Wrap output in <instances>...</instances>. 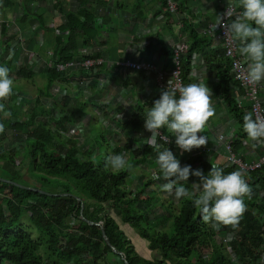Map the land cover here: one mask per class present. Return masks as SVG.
I'll return each instance as SVG.
<instances>
[{"label":"trees","instance_id":"16d2710c","mask_svg":"<svg viewBox=\"0 0 264 264\" xmlns=\"http://www.w3.org/2000/svg\"><path fill=\"white\" fill-rule=\"evenodd\" d=\"M65 16L68 22L62 25V29L70 27L79 31L83 24L93 21L89 17L83 18V21L79 16L72 18L67 12ZM182 29L186 33L183 38L184 52L180 55L184 79L191 55L201 54L208 69L215 72L212 98L222 100L227 105L229 115L243 123L244 115L229 93L230 85L235 83L229 72L228 60L210 49V38L199 34L189 22L184 23ZM70 34L57 36L52 42L53 51L60 60L72 57L70 50L76 48L75 35ZM170 57L171 50L169 61ZM3 61L0 59V66L5 64ZM12 61L13 58L6 65L15 70L17 67ZM24 68L20 67L18 71L22 73ZM48 72H53V76L48 77L49 87L57 73L58 76L62 73ZM146 113L138 107L128 119L117 122L119 131L114 133L142 131ZM17 118L7 120V123L10 121L25 126L27 135L23 140V149L26 148V151L17 153L16 146L5 151L0 144V179L25 188L0 181V264H124L121 256L104 243L101 227L110 245L123 254L128 264H253L259 259L264 201L259 199L258 193L264 191V170L246 175L252 188V197L245 198L247 210L238 229L224 226L219 229L227 232L233 230L235 233L231 244L238 258L234 260L227 254L226 246L219 241L217 230L202 222L191 200L178 199L175 207L170 201L167 204L162 200L159 193L163 192L161 185L166 182L163 179H153L147 172H140L134 175L132 182L127 183L128 170L114 173L105 167L110 154L103 157L99 155L95 159V156L80 151L75 142H71L65 150L67 144L60 139L58 132L51 130L45 123L37 122L34 114L26 120ZM107 135L105 144H113L116 137L110 138L109 132ZM123 137H127L126 142L122 146H113L112 154L129 152L128 160L142 167L153 165L156 175H159L155 163L157 153L147 144L132 150L135 139L127 134ZM158 142L162 148H175L173 144ZM15 157L20 158L21 166L29 165L31 178L39 180L44 187L19 181L22 178L21 167L15 164ZM206 157L207 154L201 151L185 156L181 166L190 165L193 171L200 169L205 175L212 165L222 167L211 157ZM3 164L11 165V170L4 169ZM223 169L225 174L236 171L233 167ZM55 183L58 187H55ZM194 183H199V177L190 175L184 186L190 192H195ZM54 187L57 189H49ZM79 203L82 218L98 225L87 224L79 218ZM155 209L165 210L169 216L165 217L162 212V215L157 214ZM23 215L38 233L37 237L33 238L22 227L20 221ZM121 226H127L129 231H134L137 237L144 240L148 256L142 255L145 251L140 253L136 243Z\"/></svg>","mask_w":264,"mask_h":264},{"label":"crops","instance_id":"0c3cea01","mask_svg":"<svg viewBox=\"0 0 264 264\" xmlns=\"http://www.w3.org/2000/svg\"><path fill=\"white\" fill-rule=\"evenodd\" d=\"M173 1L176 7L174 14H170L166 10L164 0H0V59L8 61L13 58L14 62L12 61V63L17 67L12 70L6 65L11 70L10 75L14 80V94L17 93L15 97L21 98V101H24V98L27 97L28 100L43 102L44 105L41 112L45 111V113H41L42 118H39V120L37 119L35 108L30 115L24 119L20 118V120H26L34 114L37 122L48 125L52 121L56 125H61L66 120L71 121V116L74 113H79L85 119L84 123L89 124L88 136L83 137L85 143L82 144V146L84 145L82 147L80 146L79 138L76 137L77 135H71L76 134L72 129L69 138L73 141L70 140V143L75 142L78 149L84 154H89V156L96 155L90 144V141H93L96 129L101 133L104 143L108 141L106 138L109 136L107 135L108 132L111 135L110 138L113 137L115 139L116 137L112 146H115V143L119 142L121 138L126 139L127 137H123L126 134L130 136L132 132H119L118 135L114 133V131H119L116 128L119 120L114 116L116 112H112L111 109L119 112L122 108L121 112H124L129 106L130 114L128 116H130L139 107L145 114L154 105V101L160 98L162 91L160 92L156 89L152 74L148 76V74L128 69L125 77L122 78L119 69L114 64V61L119 58L120 50L124 49L125 52L131 50L133 56L135 54L138 60L152 62L157 70L164 71L169 65V51L175 43L185 38L186 33L182 29L183 24L189 22L197 32L198 29L213 24L215 15H218L223 2L227 0ZM236 4H238V0H236ZM67 10L73 12L69 13ZM66 12L72 18L79 16L83 21V18L89 17L88 19L92 18L91 20L93 21L83 24L82 30L79 31L70 27L62 29V25L68 22L65 16ZM178 19H180V23ZM56 28L60 31L68 30V34L60 32L54 35L53 32ZM70 33H73L75 40H77L75 50H70L71 54H73L74 50V55L78 56L105 55L112 63V67L94 69L91 72L92 81L84 89L71 86L62 74L58 76L57 71L54 69L46 68L44 65L42 66V63L36 67L34 64L37 60L41 62L47 58L45 54L46 48L52 47L51 42L57 36L72 35ZM210 49H214L215 52L222 55L219 44L214 42L213 39L211 40ZM35 59L36 61H34ZM20 67H25L22 73L18 71ZM186 70H188L187 84L204 83L213 92V86L216 83L215 72L212 69H208L205 61L202 60L201 54L191 55ZM48 71L57 73L56 78L49 87L48 77L53 76V72ZM35 76L38 78V85L35 86L36 92L32 97L34 99H32L30 94L24 93L23 90H18L16 84L27 83L31 86L32 92H34V86L30 85V81ZM112 92L115 95L110 99L109 93L111 94ZM229 93L236 100L238 108L243 115L248 113V102L236 84L230 85ZM50 96L53 97L52 102H59V100L65 99L72 105L68 106V110L65 108L54 109L50 113L49 109L52 107V105L48 104V102H51L49 100ZM211 100L215 108V116L210 119L205 132L200 133V135H206L209 138L210 134L212 135V133L221 130L239 155L246 159H253L258 156L262 149L252 147V142L248 140L246 133L243 131V123L238 121L237 117L229 115L227 105L222 100L212 97ZM13 101H16V98ZM98 101H102L106 106L99 105L101 102ZM116 102H121L122 104ZM90 106L107 111L102 112L95 109L97 114H101L104 117L101 118L102 121L94 119ZM3 118L1 114L0 123L7 124V120ZM109 118H111L109 123L115 124L114 130L111 127H107L106 122H103V119ZM10 119L12 118L8 120ZM19 126L21 129L25 128V126ZM28 128L32 129L31 126ZM77 131H80V129H77ZM165 131L167 133L166 128L161 129V133ZM7 133L8 131L5 128V131L0 134V139L9 140ZM113 133L114 135H112ZM59 136L61 135L59 134ZM150 136L151 133L145 128L131 135L133 139L140 137H146L147 139ZM172 137L175 139L174 136ZM124 141L126 142V140ZM0 144H2L5 151L13 147L11 145L9 149H6L1 141ZM122 144L124 143L119 144V146H122ZM176 147L180 151L182 158L189 154V152L182 153V150L177 145ZM64 148L66 150L67 146ZM112 148L111 152L107 154L112 153ZM131 149L133 150V146ZM225 153L222 144H218L207 158L211 157L214 162L221 164L225 159ZM128 154L130 157L129 152ZM14 162L17 163L16 157ZM3 165V168L7 169V171L9 170L7 166L11 167V165ZM19 165L21 167V164ZM141 251H145L142 255H149V252L145 250L144 243H142Z\"/></svg>","mask_w":264,"mask_h":264},{"label":"clouds","instance_id":"9594fccd","mask_svg":"<svg viewBox=\"0 0 264 264\" xmlns=\"http://www.w3.org/2000/svg\"><path fill=\"white\" fill-rule=\"evenodd\" d=\"M240 11H236L231 0L226 12L215 15L211 30L216 32L223 27L225 43L235 45L238 54L246 61L242 69L245 81L258 86L264 84V0H238ZM226 21V22H225ZM11 70L0 66V114L4 118L11 115L6 110L3 101L14 94V80ZM213 93L204 83H189L187 85H172L168 82L166 90H162L159 99L149 108L144 127L151 133L145 139L146 144L156 153V165L159 175L153 179L166 181L161 185V191L177 199L187 198L201 215V220L214 230L221 226L238 229L241 219L247 210L245 198L251 199L252 188L242 170L225 174L222 167L211 166L207 175L202 170L193 171L190 165L181 166L180 160L169 148H162L170 142V135L175 137L176 145L183 152H191L206 146L208 137L204 133L211 118L215 116L212 105ZM167 129L168 134H162L161 129ZM5 131L0 123V134ZM243 131L246 133L252 147L264 146V116L246 113L243 116ZM170 134V135H169ZM139 145H136L138 147ZM114 173L132 169L125 155H109L105 164ZM190 175L199 177L195 192H190L184 182Z\"/></svg>","mask_w":264,"mask_h":264},{"label":"built area","instance_id":"2783aa9c","mask_svg":"<svg viewBox=\"0 0 264 264\" xmlns=\"http://www.w3.org/2000/svg\"><path fill=\"white\" fill-rule=\"evenodd\" d=\"M228 2L229 0H227L226 2H223L222 8L220 12L218 13V15L226 12L228 8ZM231 3L233 4L234 7H236V11L241 10L237 6L238 4H236V0H231ZM164 4H165L166 10L170 14H174L176 10L174 1L164 0ZM68 12L71 13L73 11H68ZM178 22L180 23V19H178ZM212 25L213 24H209L206 27H202L198 29V32L206 36L207 38H210V39L212 38L214 42L219 44V47L222 50V55L228 60L229 72L231 73L232 80L237 85V87L242 91L243 96L248 102V113H252L254 117L255 115L264 116V84L254 87L245 81L244 76L242 74V69L246 67L245 59L238 54L235 45H232V46L226 45L225 43L226 37H225V32H224L223 27H218L216 29V32H213L211 30ZM60 32L61 33L63 32V34H68V30L60 31L58 28L54 30L53 34L55 35ZM184 43L185 42L183 40L179 41L174 44L173 48H171V57H170L169 65H168V68L164 71L157 70L156 66H154V63L152 62L138 60L135 54L133 56V52H131V50L129 52H125L124 49L120 50L119 58L114 61V64L117 67V69H119L122 78L125 77V74L128 69L134 70L136 72H142L144 74H148V76H151L152 74L154 82H155V87L159 91L167 89L169 80H171L172 85H176L177 83H179L182 86L187 85L186 79H184L183 77L181 59H180V55L184 52V47H185ZM74 50H73L72 57H70L67 60H60L53 53V48L48 47L46 48V51H45L47 58L45 59L46 61L44 60V66L46 68H52L55 71L62 73V76L68 81V84H70L71 86L84 89L88 87V85L92 81L91 72H93L94 69H97L99 67H101L102 69L103 67H110V66L112 67V63L110 59L107 58L105 55L78 56V55H74ZM109 95L111 99L113 98L115 93L112 92L111 94L109 93ZM98 102H101L99 103V105L106 106L105 103H103L102 101H98ZM116 103L122 104L121 102H116ZM96 109L101 110V108H96ZM127 109L128 108H126V110ZM101 111L104 112L105 110H101ZM129 114L130 112H128L127 114L125 111L116 112L114 116L117 118V120L122 122L125 119H128ZM108 122H111V118L108 119ZM162 134H168V133H162ZM127 135L129 136V134ZM135 142H136V139L134 143ZM138 143L137 145L139 146L136 147V145H133V149L144 146V144H142L141 141H139ZM162 144L163 145L173 144L175 146V148L171 151L180 160L181 165H182L183 158L181 157L180 151H178V148L176 147L175 139L170 135V142L168 144H164L162 142ZM218 144H222L226 152L224 161L221 164H219L223 168L233 167L236 169V171L237 170L244 171L246 175L249 173L258 171V170H264V146H258V148L262 149L261 153L258 156H256L253 159H246L242 155H239L233 149L231 143L229 142V140L227 139V137L221 130H218L215 133H212V135L211 134L209 135L208 143L206 146H202L199 149H193L191 152H189L188 155L201 151V152L206 153L208 157V155L210 156L211 152L215 150V147ZM258 194H259V199H262L264 201V191L260 190ZM220 230H217L218 232L217 236L219 238V241L222 242L226 246L227 254L232 259L237 260L238 258L237 253L231 244L232 238L235 236L234 231L232 230V231L227 232L224 230L223 231H220ZM260 234L263 237V241L258 246V249L260 250V255H259V259L255 262L264 264V253L262 252L263 247H264V225L260 227Z\"/></svg>","mask_w":264,"mask_h":264},{"label":"rangeland","instance_id":"374dc122","mask_svg":"<svg viewBox=\"0 0 264 264\" xmlns=\"http://www.w3.org/2000/svg\"><path fill=\"white\" fill-rule=\"evenodd\" d=\"M13 48H14V46H13ZM6 61L4 60L3 62L6 63ZM34 61H36V59ZM41 63H42V66H43L44 65V60H42L41 62L39 60H37L36 62H34L35 67L37 65H40ZM2 66H6V64H2ZM37 79L38 78L35 76V77H33V80L30 81L31 82L30 85H32V87L34 86V92H32L33 90L31 88V86H29L27 83L22 84V85L20 83H17L16 87H17L18 90L20 89V90H23L24 93L30 94V96L32 98L34 96V93L36 92L35 91V86L38 85ZM16 94L17 93L13 94L8 100L3 101V103L5 104L6 110L9 111V112L11 111V112L14 113V114L11 113V115L9 117L3 118V119L8 120L9 118L13 119V118H16V117L24 119L25 117H27L28 115L31 114V112H32V110H34V108H35V112H37V119L39 120V118H42L41 117L42 116L41 113H45V111L41 112V110L44 107L43 102H34L33 100H30V99L28 100L27 97L24 98V101H21V98L19 99V98L15 97ZM15 98H16V101H13ZM52 98L53 97L50 96L49 100L51 102H48L49 105H52V107L49 109L50 113L54 109L60 110L61 108L62 109L65 108L66 110H68V106L72 105L70 102H67L65 99H61V100H59V102H52ZM32 99H34V98H32ZM126 103H129V102H126ZM91 108H92V112L91 113H92V116L94 117V119L102 121L101 118H104V117L101 116V114H97V112L95 111V109H96L95 107H93V106L91 107L90 106V109ZM127 108L128 109L125 112L128 114V112H130V107L128 106ZM39 111H40V113H38ZM74 114L71 116V118H72L71 121L70 120H66L61 125H56L52 121H50L49 124H48L50 126L51 130L59 132L58 135L59 134L61 135V136H59L60 139L62 138L61 140L64 143L67 144V147L70 146V140H72L71 138H69V134L72 133V129L74 130V132L76 134H71V135H77L76 137L79 138L80 146H82V144L85 143V140H84L83 137L88 136V132H89V130H88L89 124L88 123L87 124L84 123L85 119L79 113H74ZM48 119H50V117H48ZM103 122H106V126L107 127H111L113 130L115 129V124L113 125L112 123H109L108 119H103ZM4 127L8 131L7 138L9 139V140H5V141L3 140V138L0 139V141L3 143L4 147L6 149H9L11 145H13V146L15 145L16 148H17V151H16L17 153L25 152L26 148L23 149L24 146H25V144L23 143V140L25 139V137L27 135L25 130L21 129L18 124L11 123L10 121H8L7 124H4ZM70 127H72V128H70ZM77 129H80V131H77ZM4 136H5V134H4ZM145 139H146V137L136 138V142L135 143L133 142L132 146L133 145H137V143L139 141H141L142 144H145V142H146ZM124 140H126V139L125 138L124 139H120L119 142L115 143V146H119V144L124 143L125 142ZM12 143H14V144H12ZM108 143H110V142H108ZM90 144H91L92 149H94V151L96 153L95 159H98L99 155H102V157L106 156L107 153L111 152V148L113 147L112 145H114V144H111V143L105 145L104 140L101 137V133L98 132V129L95 130V134L93 135V141H90ZM82 147H84V145ZM110 155H113V154L111 153ZM122 155H125L126 158L129 157L128 152H123ZM128 161L132 165V169L129 171V175H127V179H126L127 183L132 182V179L135 178L134 175L135 174H139L140 172H147V174L150 175V178H151V176L153 178V175L157 174L156 170H155L156 168L154 169L153 165H148L146 167H142L141 165L135 164V163L131 162L130 160H128ZM16 162L20 164V158L19 157L16 158ZM17 163H15V164H17ZM21 167H22L21 168L22 178L19 179L20 182L24 181V183H29L32 186L35 185L36 187H39V185H41V186L44 187V184H41L39 182V180H35L34 178H31V176L29 174V171H28L29 165H22ZM7 168L10 170L11 167L7 166ZM53 183L54 182H52V185H53ZM153 186L151 185V187H153ZM55 187H58L56 185V183H55ZM55 187L54 188H49V189L55 190V189H57ZM29 189H33V188H29ZM159 194L163 198L162 199L163 201H165L167 204H169L168 201H170L173 204V207H175V205L178 203V199L175 197L174 194L169 195V194H167L165 192H162V193H159ZM0 199H1V197H0ZM155 210H156L157 214L162 215V213H164L165 217L169 216L168 215L169 213H167L165 210H163V211H162V209H159V210L155 209ZM20 223L22 224V227L24 229H26V231H29L30 235L33 238L38 236V233L32 228V225L30 224V222L28 221V219H27V217L25 215H23V217L21 218ZM121 228L125 231V233L129 237H131L132 241L134 243H136L137 248H138V250L141 253L142 252L141 251L142 243H145L144 240L139 238V237H137L138 235H136L134 231L133 232L129 231L127 229L128 228L127 226H121ZM40 252H41V250H40ZM253 264H262V263L255 262Z\"/></svg>","mask_w":264,"mask_h":264},{"label":"water","instance_id":"95a60500","mask_svg":"<svg viewBox=\"0 0 264 264\" xmlns=\"http://www.w3.org/2000/svg\"><path fill=\"white\" fill-rule=\"evenodd\" d=\"M0 181H3V180L0 179ZM3 182L10 183L11 185H14V186H17V187H20V188H25V187H23V186H20V185H18V184L12 183V182H8V181H3ZM26 189H29V188H26ZM29 190H34V191H36V192H39V193L44 194V192L39 191V190H35V189H29ZM48 194H50V193H48ZM52 195H56V194H52ZM62 195H64V194H62ZM75 200H76V201H79V199H78L77 197H75ZM80 210H81V203H79V218H80L81 220H84V219L82 218V216L80 215ZM84 221H85L87 224H95V225H98V224H99V223H93V222L86 221V220H84ZM101 235H102V239H103L104 243H105L106 245H108L114 253H117V254H119V255L121 256V259L124 261V264H128V262L125 260V257L123 256V254H122L121 252H119V251H116V249H115L113 246L110 245V243H109V241H108V238H107V236L105 235L104 230H103L102 227H101Z\"/></svg>","mask_w":264,"mask_h":264}]
</instances>
